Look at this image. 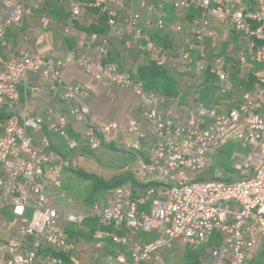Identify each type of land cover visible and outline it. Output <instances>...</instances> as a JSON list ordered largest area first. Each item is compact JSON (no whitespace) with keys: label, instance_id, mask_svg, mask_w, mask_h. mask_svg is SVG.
<instances>
[{"label":"built area","instance_id":"2783aa9c","mask_svg":"<svg viewBox=\"0 0 264 264\" xmlns=\"http://www.w3.org/2000/svg\"><path fill=\"white\" fill-rule=\"evenodd\" d=\"M53 4L67 7L65 34L90 9L106 16L108 31L77 39L75 54L51 49L18 59L0 55V222L2 215L13 217L18 233L0 254V264H66L58 254L77 251L73 231L89 220L96 225L94 257L101 264H185L166 256L177 242L203 248L198 264H264L255 261L264 239V3L250 9L246 0H0V45L6 46L8 29L22 26L30 12L48 27ZM168 9L176 17L172 23ZM214 23L230 26L245 48L234 57L211 49ZM186 25L187 42L176 51L150 32L180 33ZM32 32L45 40L44 31L32 27ZM116 40L125 52L142 53L176 76L197 72L194 90L173 99L148 91L136 72L110 58ZM254 64L261 76L247 88ZM72 67L97 83L132 92L140 100V116L126 114L125 127L93 121L83 85L63 80ZM30 74L46 79L68 110L32 116L29 104L21 102ZM209 88L216 98L202 101ZM75 126L81 130L73 134ZM45 129L68 152L114 144L122 156L134 158L143 180L109 189L87 211L72 208L63 192L65 159L42 135ZM230 142L248 153H234L238 178L225 180L228 173L215 157ZM214 167L215 179L193 176ZM148 179L156 184H146Z\"/></svg>","mask_w":264,"mask_h":264},{"label":"crops","instance_id":"0c3cea01","mask_svg":"<svg viewBox=\"0 0 264 264\" xmlns=\"http://www.w3.org/2000/svg\"><path fill=\"white\" fill-rule=\"evenodd\" d=\"M246 2L250 9H256L260 4L264 3V0H246ZM60 6L61 4H53L50 6L49 14L50 16H53L54 20L52 19L50 25L44 29L39 24L38 13L36 12H30L29 18L25 20L22 26L10 27L7 32L6 46L0 45L2 47L0 55L5 58L18 59L28 52L35 50L47 51L51 49L56 50L63 55L75 54L77 39L87 38L90 34L84 30L85 28L80 26V20L75 23L70 34H65L64 30L60 26V22L64 20L68 21V10L66 6L65 10H62ZM194 15L195 11L192 10L188 19L191 20ZM99 22L100 20L98 19L94 24L92 23V25H97ZM32 27L37 28L38 31H44L46 33L44 41H40L36 38L35 34L32 32ZM214 28L216 36L214 39L209 41V47H211V49L220 47L225 52V48L227 47V44H229V46H231L237 53L239 50L245 48V41L240 35L236 34L230 26L226 24L214 23ZM150 32L152 33V36H158L161 38V34L156 32L154 29L150 30ZM166 37L167 36L164 35L163 38L167 39ZM119 53L121 59L125 57L130 62L134 61V59L135 61L139 59L141 63L145 61V57L142 53L131 52L128 56L127 54L129 53L124 51L122 42L116 40L114 42L110 58L118 61ZM226 53H230V51H226ZM232 54L231 56L234 57ZM232 61L236 62L234 58H232ZM141 63H138L135 67H133L131 72H136ZM254 70H258L257 77L259 78L261 76L260 65L254 64L251 72ZM63 80L68 84L83 85L85 102H87L90 106L91 118L95 122H97V118L100 119L102 117V113L98 112L99 109L106 110L110 108V113L113 114L114 119H118L120 121L118 122L121 123L123 127L126 125V114H130L135 117L140 116V100L128 90L120 89L106 83H97L75 67L64 71ZM184 93L189 94V91H184ZM184 98L182 99V103H184ZM21 102L29 104L30 114L32 116L39 115L46 117L50 109L61 110L63 112L68 110V105L62 101L60 93L57 97H53L50 91L49 82L46 79L33 74L28 76L26 85L21 87ZM107 120L108 119H103L102 123L109 122V120ZM71 131H73V129H71ZM42 135L47 136L50 141L54 136H56L47 129L43 131ZM40 136L41 135L37 136L36 144H38ZM124 137L128 138V135H125ZM109 147L115 149L114 144ZM129 158L134 159L133 157ZM88 247L90 246L87 245L84 246V248H79L77 243V251L67 254L70 258V264H101L99 259H95V257H93L94 254L90 251L91 248L88 250ZM91 257L93 259L90 260Z\"/></svg>","mask_w":264,"mask_h":264},{"label":"rangeland","instance_id":"374dc122","mask_svg":"<svg viewBox=\"0 0 264 264\" xmlns=\"http://www.w3.org/2000/svg\"><path fill=\"white\" fill-rule=\"evenodd\" d=\"M65 4H61L60 8L65 10ZM62 15V14H61ZM144 19L148 18V14L143 13ZM51 18L54 20L53 16ZM100 20L99 14L95 12V9H90L87 11L80 19V26L85 28L84 30L90 29L89 25H92L96 22V20ZM176 20L175 14L171 9H168V22L172 23ZM67 20L61 21L60 26L62 29L64 28ZM59 27V26H58ZM189 26L186 25L183 28V31L180 33H175L171 29H167L166 31V38L164 39V35L161 36V42H164L170 49L176 51L179 48L183 47L187 42V35L186 32L188 31ZM60 31V30H59ZM95 35V34H90ZM0 50L2 47L0 46ZM226 51H230L229 54L236 55V51L232 49L229 44L225 48ZM225 51V52H226ZM128 56L130 55L127 54ZM126 56V54H125ZM120 53L118 54V62L121 65L122 69L125 71L131 72L133 67H135L138 63H141L139 59L137 61H128L127 58H120ZM132 57V56H131ZM133 59V58H132ZM141 60V59H140ZM174 75V74H173ZM176 80L178 81V86L181 91L188 90L192 91L195 88L194 83L198 80L200 75L197 72H194L190 76H176L174 75ZM234 85L238 84V79L233 77ZM206 94V98L208 100L216 98V90L207 89L202 91V94ZM87 104V102H86ZM90 107V106H89ZM110 108L108 109H99L98 112L102 113V117L100 119L97 118V123H102L103 119H108L109 121H119L118 119H114L113 114L110 113ZM107 120V121H108ZM120 122V121H119ZM80 128L75 126L73 131L78 133L80 132ZM51 147L57 150L65 159L66 167L63 173V192L67 198L71 199V207L74 209L87 211L92 204H87L85 201V194L86 190L89 187V182L85 181L78 175L76 172L79 171L80 173H84L86 175H95L105 181L111 179L115 175H121L130 173L134 175V179L136 181L143 180L142 175L138 171V167L134 159L125 158L122 156L116 149L111 147H101L97 150H92L89 148H81L74 152H68L66 150L64 142L59 139L58 137L54 136L51 141ZM235 152L241 154H247L248 149H243L240 144H235L230 142L229 144L223 146L222 148L218 149L215 163L217 167H220L224 174L228 173V175H223L225 180L227 179H235L238 178V173L233 169L232 165V156ZM129 166V171H125V167ZM194 177L202 180H212L217 178L215 167L205 171L203 173H195ZM153 181L148 179L146 184H150ZM69 195V196H68ZM3 221L0 222V254H4L7 246L10 243H13L18 239V233L15 228V223L13 217L2 215ZM6 217V218H5ZM93 229L87 228L85 225L79 227L74 234L75 240L78 243L79 248H84V246L88 247V250L94 254L93 242ZM203 252V248L198 249H191L185 248L184 245L181 243H174L173 245L169 246L167 249V258L174 262H184L185 264H191L192 260L198 259L201 253ZM264 252V239L262 240L261 244L258 247V254ZM92 255V254H91ZM94 257V255H93ZM261 260H264L262 256ZM93 259L92 257L90 260ZM192 259V260H191ZM259 260V258L257 259Z\"/></svg>","mask_w":264,"mask_h":264},{"label":"trees","instance_id":"16d2710c","mask_svg":"<svg viewBox=\"0 0 264 264\" xmlns=\"http://www.w3.org/2000/svg\"><path fill=\"white\" fill-rule=\"evenodd\" d=\"M95 12L99 14L100 22L97 25H91L90 29H87L88 34H103L107 33L108 27L106 25V16L101 14L99 10L95 9ZM154 39L161 41V38L158 36H153ZM258 70H254L249 74L248 81L246 83L247 88H250L257 81ZM135 77L143 82L145 88L148 91H153L158 93L164 98L173 99L178 97L182 92L178 86V81L175 76L167 69L157 66L154 62L148 61L145 59L137 68ZM187 93H183L184 97H187ZM202 101H207L206 94L201 95ZM81 178L89 182V187L86 190L85 201L87 204H92L95 201L100 200L104 197L106 192L113 188L120 186L128 181H132L135 185H138V182L134 179V175L130 173L115 175L111 179L105 181L95 175H86L84 173L76 172ZM229 180V179H227ZM155 182L150 183L149 185H154ZM69 196V195H68ZM85 227L92 228L96 225L93 221L89 220L85 224ZM73 234H76L75 232ZM146 239V237H142ZM63 258L66 264H70V258L64 253L58 254ZM264 257V252L258 254V257L255 259L258 263H264V260H261V257ZM259 258V260H257ZM264 259V258H263ZM192 260V259H191ZM198 259L192 260L191 264H198Z\"/></svg>","mask_w":264,"mask_h":264}]
</instances>
